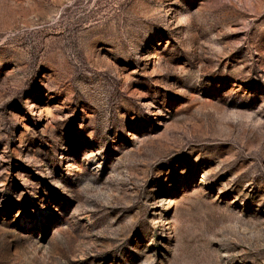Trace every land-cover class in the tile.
<instances>
[{
    "label": "rangeland",
    "instance_id": "rangeland-1",
    "mask_svg": "<svg viewBox=\"0 0 264 264\" xmlns=\"http://www.w3.org/2000/svg\"><path fill=\"white\" fill-rule=\"evenodd\" d=\"M0 264H264V0H0Z\"/></svg>",
    "mask_w": 264,
    "mask_h": 264
}]
</instances>
